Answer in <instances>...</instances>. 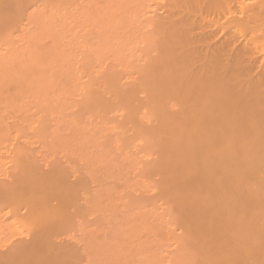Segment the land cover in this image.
Returning a JSON list of instances; mask_svg holds the SVG:
<instances>
[{"label": "bare ground", "instance_id": "bare-ground-1", "mask_svg": "<svg viewBox=\"0 0 264 264\" xmlns=\"http://www.w3.org/2000/svg\"><path fill=\"white\" fill-rule=\"evenodd\" d=\"M152 6H157V13L149 23L150 32L139 37L137 33L142 28L138 19ZM98 26L107 34L102 43L94 45L90 29ZM124 26L136 28L132 34L134 43H145L146 49H132L128 54L113 49L122 42H117L115 32ZM78 96L77 103L73 98ZM74 107L93 116L100 108L99 113L108 112L106 116L102 114L103 118L110 111L114 112H110L111 116L117 117L118 110L124 117L123 121L118 119L120 124L111 117L119 126L107 122H111L110 129L118 127L121 133L116 142L111 141L115 142L112 147L104 149L106 143L100 148L102 139L99 146L95 144L102 153L97 165L103 155L110 158L121 147L125 150L124 159L132 161V168H138L137 160L148 157L151 161L153 151L154 161L147 167L143 162L140 165L146 167L142 169L147 174L141 171L147 176L143 178L154 179V184L151 188L148 180L146 187L142 178V183L136 185L145 183L142 189L148 196L153 194L149 203L153 201L152 205H158L163 213L161 205H165L166 216L153 215L161 220L162 230H156L171 232L156 239L174 249L168 255L167 245H163L168 257H155L159 261L152 259L155 264H264V0H0V145L7 136L2 122L8 121L1 116L13 113L12 128L17 125L22 129L25 124L26 129L31 128L29 124L36 112L51 114ZM91 109L96 111L92 113ZM1 110L7 112L2 115ZM77 117L82 120L85 116ZM98 118L102 123L107 120L100 115ZM75 131L76 141L71 149L75 147L74 154L81 156L77 152L83 150L86 142L80 139L87 138L89 132ZM16 133V138L24 135L19 129ZM98 133L93 138L99 140ZM33 134L20 137L21 141L34 138ZM36 135L41 139L48 137L43 130ZM89 138L86 141L91 143ZM140 142L142 146L144 143L143 150ZM52 143V152L61 150L56 147L59 145L54 146L56 142ZM136 144L140 152L147 148L150 155L144 152L143 158L137 159L134 153L133 160L130 152ZM16 149L19 164L14 162L9 175L11 178L13 174L12 178L0 183V203L13 206L17 216L25 219L22 224L15 217L19 231L27 222L30 230L24 228L28 233L22 231L26 235L23 237L15 234L18 230L10 229L13 225L17 229L13 222L8 223V235L16 237L9 238L7 241L11 242L6 246L0 245V264L81 263L77 262V244L72 247V241L67 243L66 237L60 236L73 222L75 212L84 216L80 206H73L81 198L76 197L77 192L87 186V180L79 176L73 183L78 169L73 168L72 172L71 167H61V163L55 162L45 171L24 149ZM93 157L89 158L91 173L99 168ZM92 176L96 179L97 175ZM156 199L162 204H157ZM138 203L145 207L140 200ZM176 224L181 230L179 235L173 232ZM0 225L8 229L1 222ZM78 227L83 232L82 226ZM89 236L86 239L90 244L86 239L87 246L83 244L87 253L86 247L96 243L92 239L95 237ZM97 245L95 252L92 247L89 252L99 256L89 257L93 264H102L103 260L105 264L146 263L140 253H134L125 243L130 251L124 254ZM117 245L119 250L124 248ZM87 253L82 255L86 257Z\"/></svg>", "mask_w": 264, "mask_h": 264}, {"label": "rangeland", "instance_id": "rangeland-1", "mask_svg": "<svg viewBox=\"0 0 264 264\" xmlns=\"http://www.w3.org/2000/svg\"><path fill=\"white\" fill-rule=\"evenodd\" d=\"M157 8V6H152V7H149V8H147L146 9V11L139 17V19H138V22H139V24L141 25V32H139V33H137V35L140 37V35L142 36V34L143 35H145L147 32H150V29H149V23L151 22V20L156 16V9ZM98 28V29H97ZM96 29L95 28H91L90 29V39H93V40H91L92 42H94L95 44L94 45H96L97 43H102L103 42V37L107 34V32H105V31H103V29L102 28H100V26H98ZM127 28V29H126ZM135 30H136V28H132V29H130L129 27H123V28H121V29H118L116 32H115V34L118 36V41L117 42H121V43H116L114 46V48L113 49H115V50H117V52H119V53H121L122 52V50L125 52V53H127L128 54V52H134V51H143L144 49H146V47H147V44H145V43H134L135 41L133 40V38H132V34H135L136 32H135ZM133 32H135V33H133ZM96 34V35H95ZM123 39V40H122ZM117 45H119V46H117ZM123 46H125V47H130L129 48V50L128 49H125V48H123ZM133 49V50H132ZM121 50V51H120ZM132 50V51H131ZM125 53H123V54H125ZM136 53V52H135ZM135 53H133V55L135 54ZM136 55V54H135ZM130 59H133V57L132 58H130ZM132 62H134V60L132 61ZM143 62L141 61L140 62V64H142ZM83 96V95H82ZM77 99L79 98V96L78 97H76ZM76 98L74 97L73 98V101H75V102H77V101H80L79 99L78 100H76ZM75 99V100H74ZM80 99H82V98H80ZM78 103V102H77ZM100 108H97L96 110H97V112L99 113L100 112V110H99ZM87 110H89V109H87ZM92 110V109H91ZM95 109H93L92 110V113H93V111H94ZM95 110V111H96ZM102 110V109H101ZM4 110H1V112H3ZM115 111H117L118 112V114L116 115L117 117H114V116H111L110 115V112H109V116L107 117V118H103V116H102V114L104 115V116H106V115H108L107 113L108 112H106V114H105V112L103 111V113L101 114V113H99V115L103 118V119H107L106 120V122H104V120H102L104 123H102L101 122V120H100V118H98L99 117V115H98V113H97V115L96 114H94V116L92 115V114H90L91 112H89V113H86L85 111H81L82 113H80V111H79V109H78V107H74V108H71V109H60V110H56V111H54L53 113H37L36 112V115H35V119L32 121L33 123H34V125H33V123H31V124H29V125H31V128H34V129H32V132L33 133H35V136H37L36 134H38V131H41V130H43V132L46 134V135H48V137H46L45 139H41V138H36L35 136H33L34 138H32V139H29V138H26V140H27V142H25L26 140H24V142H22L21 140H22V138H20V137H31L32 135H34L32 132H31V128H29V127H26V129L24 128L25 127V124H23V127H22V129L25 131H23L21 128H20V126L19 127H17V125H16V127H15V129H13L12 127L13 126H15V125H12L11 124V122H13V120H12V118L15 116H13L11 113H9V114H11V116H12V118H10L11 116L9 115L8 116V113L6 114V116L5 115H3L4 113H6L5 111L2 113V115L3 116H1L2 117V119H3V121L5 120V119H8V121L5 123V121H4V123L2 122V127H3V124H5V128H6V131H5V133H6V135L8 136V137H10V138H8V140H7V136L5 137V139L7 140H3L1 143H3L2 145H0V146H2L0 149H1V151H0V183L1 182H3V181H8V179L10 178V174L12 173V166L13 165H16V164H19V162L17 163V160H18V158H16V154L14 153V151H15V149L18 147H20V148H22V149H24L25 150V152L26 153H29L30 155H31V157H30V159L32 158L33 159V161L35 162L36 161V164L37 165H39V166H41V167H43L44 166V169H45V171H46V168H49V167H51V166H53L54 164H55V162H56V164L57 163H61L60 165H63V166H61V167H66L67 169H69L70 167H71V169L70 170H72L73 168H75V169H78V171L76 172V174L75 173H73V174H75L76 176H74V175H72V176H74V177H72V182L73 183H75L74 181H75V179H76V181L77 180H79V176H80V178H83V179H86L87 180V186H89V187H83V189L82 190H80L79 192H77V196L76 197H80L81 196V198L80 199H78V202H76V206H75V204H74V206L73 207H77V206H80V207H78V208H80V210H78V212L80 211V213H82V215H84V216H80V215H78L76 212H75V214H74V217H73V222H71L70 223V225L69 226H67V228H66V230H67V232H66V230L65 229H63V231L61 232V236H60V239L61 238H65L66 237V241L68 240V242L67 243H69V242H71L70 243V245H72V247H73V245H75V244H77L75 247H77L76 249H78V251L77 252H79L80 251V255H79V258H78V261L77 262H83V264H93V263H91V262H93V261H89L88 259H89V257L91 256V258H92V255H93V258L95 259L96 257H99V256H97L95 253H90L89 254V252H91L92 250H94L93 252H95L96 251V245H97V243H98V245H97V247H100L101 246V244H103L102 246L103 247H105L107 250L109 249V248H111L112 249V251H115L114 253H116L117 251L118 252H122V254H124V253H126L129 249L131 250L132 249V251H134V253H140V255H141V258L143 259V260H146V263H145V261H143V263H145V264H153L154 262L153 261H155V262H159V261H157V259L155 258V257H158L159 258V256H160V258H161V254H162V258L164 257L165 259H167V257L165 256V253L166 252H164V249L162 250V247L163 248H165L163 245H165L166 243H164L163 245H162V243L159 241V239L162 237V235H164L165 233L163 232V231H161L162 230V228L160 227V226H162L161 225V220H160V222H159V219L160 218H158V216H156V215H158V214H161L160 216H162V210H160L158 207V205H155V206H157V207H155L154 206V204L152 205V203H153V201H152V203H149V201L151 200H149V197L151 198V197H153V194L151 195V196H148V194H146L145 193V191L142 189V185L143 186H145L144 184H140V183H142L140 180L144 177L142 174H144V173H141V171L143 170V172L145 171V173H146V170H144V169H142V168H146L147 167V165H150V163H152L153 161H154V158H155V156L153 155V151H151V149H150V147H148L150 150L149 151H151V161L150 160H148V157H145L146 158V160H148V162L147 161H144L145 160V158H143V156L145 155L144 154V152L146 153V152H148V150H147V148L146 149H144V151L143 152H140L141 150H143V148H144V143H143V146H142V142H140L141 143V145L140 146H142V148H141V150L139 151L138 150V148L140 147H137L138 145L136 144V148H133L132 150H131V148L132 147H134V144L136 143V142H134V144H133V146L130 148V150H131V152L130 151H128V152H130V155H132L133 156V160H136L135 159V154L137 155V159H138V157H140V159H144V160H142V161H139V159L137 160V163L138 162H140V164L143 162V164H144V166L146 165V167H143V165L141 166L139 163V167L138 168H136V166L135 167H133L132 168V165L130 164L132 161H127V160H129V159H124V149H123V151H122V149H121V147H119V148H117L116 150H114V153H116L117 152V150L118 149H121V151H119L118 150V152L114 155V153L112 154L113 156H111L110 158H112V160L110 159V161H112V162H110L109 161V159L108 158H105L104 157V155H103V161H100V163L97 165V163H96V161L98 162V160L99 159H101V155H102V153H100V151H98L97 149V147L101 144V146H99L100 148L102 147L103 148V146H102V144H106V143H108V144H106V146L107 147H105L104 149H106V148H108L109 146H111V145H113L116 141H117V136H119V133H121V132H119V128L117 127H113V128H115L114 130H112V129H110V124H111V122H112V126L114 125H116V126H119L118 124H116V123H113V122H115L116 121V119H114V121H113V117L114 118H117V120L119 119V120H121L122 119V121H123V119H124V117L121 115V113L118 111V110H115ZM86 113V115L84 114V113ZM95 113V112H94ZM112 113V112H111ZM78 114H80V117L82 118V116H85V117H83L82 118V120L79 118V117H77L78 116ZM113 115H114V112L112 113ZM115 114H116V112H115ZM50 115V116H49ZM95 115H96V117H95ZM8 116V117H7ZM37 116V117H36ZM4 117V118H3ZM19 117V116H18ZM111 119H110V118ZM119 117V118H118ZM34 117H32V119H33ZM101 118V119H102ZM110 120H109V119ZM9 119H11L10 121H9ZM98 120V121H97ZM99 120H100V123H99ZM119 120L118 121H116V122H118L119 124L122 122V121H120L119 122ZM108 121H111V122H109L110 124H107V122ZM21 123H25V122H22V121H20ZM19 122V123H20ZM9 123H10V125H12V126H10L9 125ZM75 123V124H74ZM106 123V124H105ZM9 125V126H8ZM108 125H109V128H108ZM111 126V127H112ZM121 126V125H120ZM30 129V132H31V134H30V132L28 131L29 129ZM127 128V127H126ZM4 129V128H3ZM19 129V131H20V135L22 134V133H24V135L22 134V136H20L19 137V135H18V137L19 138H16L15 136L17 135V133H16V130H18ZM81 129H83V131L82 132H84L85 133V131H87V132H89V135L87 136V138L84 136V138L83 139H80L81 141H84V142H86V143H84V145H83V147H82V151L81 150H78V152H77V154L78 153H82L81 154V156L79 155V156H77V155H75L74 154V151H73V149L75 148V147H73L72 149H71V147L72 146H74L73 144H75L74 143V141H76V136H75V133H74V131L76 130V131H78V130H81ZM36 131V132H34V131ZM112 130V131H111ZM116 130V131H115ZM75 131V132H76ZM102 131V132H101ZM118 131V132H117ZM121 131V130H120ZM29 134H27V133ZM86 132V133H87ZM92 132H94V133H92ZM99 132V133H98ZM132 132V131H131ZM130 132V133H131ZM25 133L27 134V135H25ZM92 133V134H91ZM97 133L99 134V136L100 137H98V139L99 140H97V138H95L96 136H98L97 135ZM129 132H128V134H130ZM133 133V132H132ZM131 133V134H132ZM134 134V133H133ZM133 134H132V136H133ZM31 135V136H30ZM86 135V134H85ZM95 135V137L93 138V136ZM82 136V137H83ZM81 137V136H80ZM88 137H90L89 139H90V141H91V143H88L87 141H86V139L88 140ZM20 139V140H19ZM101 139H102V143L100 142V144L98 143L99 141H101ZM51 140H53L52 142H56V144H54V146L55 145H59V146H56V147H58V150L59 149H61L60 151H57V152H55L54 150V152H52V150L51 149H53V148H51V144H53L52 142H51ZM55 140V141H54ZM96 140H97V142H96ZM116 140V141H115ZM138 140V139H137ZM89 141V140H88ZM110 141V142H109ZM111 141H115V142H112L113 144H111ZM139 141V140H138ZM105 142V143H104ZM145 142V141H144ZM51 143V144H50ZM61 144V145H60ZM95 144H98V146L97 145H95ZM21 146H24V147H21ZM146 147H147V145H145ZM27 149H26V148ZM55 147V148H56ZM67 147L69 148V149H67ZM112 147V146H111ZM114 147V146H113ZM17 148V149H18ZM99 148V149H100ZM17 149H16V151H17ZM70 149H71V151H70ZM78 149V148H77ZM57 150V149H56ZM64 150V151H63ZM67 150V151H66ZM129 150V149H128ZM147 150V151H146ZM32 151V152H31ZM73 151V154L71 153ZM104 151V150H103ZM116 151V152H115ZM139 151V152H138ZM106 152V151H105ZM100 153V154H99ZM135 153V154H134ZM144 155H143V154ZM13 154H14V156H13ZM34 154V155H33ZM103 154H104V152H103ZM148 156L150 155V152H148V153H146ZM94 156L93 158H95L96 160H94V162L96 163V165H97V167H99L98 169H94V170H97V172L95 171V173H91V170L89 171V168H91L92 167V163L91 162H89L90 160H89V158H90V156ZM140 155H142V156H140ZM33 156H36V159H35V157H33ZM13 157H14V159H13ZM154 157V158H153ZM16 158V159H15ZM31 159V160H32ZM38 159H41V160H39L38 161ZM130 159H131V157H130ZM92 161V160H91ZM16 164H15V163ZM41 162H43V163H49V164H45V165H43V163H41ZM147 163V164H146ZM52 164V165H51ZM48 165V166H47ZM95 166V165H94ZM69 167V168H68ZM13 168H14V166H13ZM16 168V167H15ZM136 168V169H135ZM17 171V170H16ZM14 172H15V169H14ZM72 172H73V170H72ZM72 172H70V173H72ZM93 172V171H92ZM148 172V171H147ZM16 173V172H15ZM97 173V174H96ZM147 174V173H146ZM146 174H144V175H146ZM13 175V174H12ZM12 175H11V178H12ZM92 175H94V176H96V179H98V181L92 176ZM89 176H91L92 177V179L93 180H89L90 179V177ZM142 176V177H141ZM147 177V176H146ZM146 177H144V178H146ZM10 178V179H11ZM89 178V179H88ZM143 178V179H144ZM9 179V180H10ZM150 181V183L149 182H147V181ZM148 180L146 181L145 179H144V181H146V187H149V185L147 184V183H149L150 184V186H151V188H152V186H153V184H154V179L152 180V178L151 179H149V177H148ZM80 181H82L81 179H80ZM143 181V182H144ZM82 182H85V181H82ZM88 182H89V184H88ZM138 182H140L139 183V185L137 186L136 184ZM85 184V183H84ZM126 184L128 185V187L126 186ZM133 184V186L130 188V186ZM137 187V188H134L135 186ZM148 185V186H147ZM82 186H84V185H82ZM141 188H140V187ZM82 188V187H81ZM80 188V189H81ZM140 188V189H139ZM150 188V189H151ZM86 189V190H85ZM79 190V189H78ZM142 190V191H141ZM154 190V189H153ZM152 189H151V191H153ZM149 192H150V190H149ZM145 193V194H144ZM152 193H155L154 194V197H156V192H155V190L152 192ZM99 194H101L100 196L101 197H99L98 195ZM151 194V193H150ZM94 195H97L99 198H96L97 196H94ZM131 195H133V196H135V198L133 197V196H131ZM145 195V196H144ZM130 197L129 199H131V200H129V199H127V197ZM146 197H147V202L145 201L146 200ZM101 198V199H100ZM134 198V199H133ZM82 199V200H81ZM100 199V200H99ZM91 200V201H90ZM101 200H102V202H101ZM127 200H128V202H127ZM133 200H137V201H133ZM140 200V203H141V205L142 204H144V206L145 207H143V205L142 206H140V204L138 203V201ZM142 200V201H141ZM77 201V200H76ZM88 201H89V203H90V205H92V206H90V207H88L87 205H89V203H88ZM129 201H131V203L129 202ZM136 202V203H135ZM151 202V201H150ZM158 202V203H157ZM160 202L161 201H157V199H156V203L157 204H159V205H161L162 204V202H161V204H160ZM78 203H80L79 205H78ZM100 203H102L103 204V206H102V204L100 205ZM134 203V204H133ZM138 203V204H137ZM147 203V204H146ZM154 203H155V200H154ZM98 204V205H97ZM132 204V205H131ZM135 204H137V205H135ZM146 204V205H145ZM0 205H1V207L3 206V210L0 212V213H2V217H1V215H0V217H1V219H0V222L2 223V225L3 226H5V227H7L8 229L6 230L5 228H3V227H0V229H1V231H0V241L1 242H3V243H0V245H7V244H9L10 242H8L7 240H10V239H14L15 237H13L14 236V234L12 235H8L9 233H8V230L9 231H11L10 229H12V231L13 230H15V231H17L18 229H19V227L17 226L18 224H15V223H17L16 222V218L15 217H17V220L18 219H20V221H23L22 222V224H24V221H25V219H23V218H20L19 216H17V214L15 213V208L13 207V206H11V205H6L5 203H4V205H3V202L2 203H0ZM84 205V206H83ZM94 205V206H93ZM132 206V208H131V206ZM85 206H86V208H85ZM97 206H99L98 208H97ZM100 206L102 207V209L103 210H101V208H100ZM137 206V207H136ZM152 206H154V207H152ZM162 207H164V213H163V215L166 213V210H165V205L163 206V205H161ZM133 207H136V209L135 208H133ZM151 207V208H150ZM75 208H74V210H75ZM100 208V210H97V209H99ZM156 208V209H155ZM161 208V207H160ZM166 208H167V205H166ZM86 209V210H85ZM90 209V210H89ZM150 209V210H149ZM83 210V211H82ZM84 210H85V212H84ZM92 210H94V211H92ZM158 210H160L161 211V213H159L160 211H158ZM72 211H73V209H72ZM87 211V212H86ZM150 211V212H149ZM155 211V212H154ZM116 212V213H115ZM167 212H168V209H167ZM79 213V214H80ZM157 213V214H156ZM117 214V215H116ZM154 214H156L155 216H153ZM121 216V217H120ZM164 216H166V214L164 215ZM119 218V219H118ZM122 218V219H121ZM124 218V219H123ZM22 219V220H21ZM125 219H126V221H125ZM162 219V218H161ZM118 220H121V221H119V223H118ZM19 221V220H18ZM19 221V222H20ZM6 222H7V224H6ZM11 222H15L14 224L17 226V229L16 228H14V225H13V227L12 228H10L9 227V225H8V223L10 224ZM27 222V221H26ZM25 222V223H26ZM125 222H126V224H125ZM130 222L131 223H133L134 224V227H132V225L133 224H130ZM158 222V223H157ZM78 225L81 227L82 226V229H83V232L82 231H80L79 229V227H78ZM127 225V226H126ZM137 225V226H136ZM1 226V225H0ZM131 226V227H130ZM151 226V227H150ZM153 226H154V228H153ZM29 227V228H28ZM78 227V228H77ZM156 227L157 228H161V232H163V233H161L160 231H158L159 229H157L156 230ZM172 228H173V226H171ZM176 227L178 228V231H176V229L175 230H173V232L175 231V233L177 234V235H179V234H181V230H180V228H179V226H178V224H176ZM2 228H3V231H2ZM10 228V229H9ZM24 228H25V230L27 231H29L30 230V226H29V223L27 222V225L25 226V227H23V228H20V231L18 230V232H16L15 234H21V236H26L27 235V233H25L24 232ZM132 228H134V229H132ZM140 228V229H139ZM7 231V232H5V230ZM71 229L73 230V231H71ZM77 229H78V231H77ZM124 229H127V230H124ZM163 229H164V227H163ZM169 228H167V230H168ZM171 229V228H170ZM85 230V231H84ZM95 230V231H94ZM140 230V231H139ZM154 230H156V231H154ZM165 230V229H164ZM172 230V229H171ZM22 231L26 234H22ZM69 231H71V233H69ZM114 231V232H113ZM137 231L139 232V233H137ZM170 231V230H169ZM169 231H167L168 233H169ZM14 232V231H13ZM66 232V233H65ZM76 232V233H75ZM112 232V233H111ZM116 232V233H115ZM152 232H153V234H152ZM157 234H156V233ZM171 232V231H170ZM172 232V233H173ZM179 232V233H178ZM115 233V234H114ZM129 233V234H128ZM132 233V234H131ZM168 233H166V234H168ZM174 233V234H175ZM67 234V235H66ZM111 234V235H110ZM160 234H161V236H160ZM7 235V236H6ZM69 235V236H68ZM70 235H72V236H70ZM90 235V236H89ZM128 235H130L129 236V238H131V242H130V239L128 238ZM131 235H132V237H131ZM177 235H176V237H177ZM23 236V237H24ZM87 236H89L88 238H92V237H95V238H92V239H94L95 241H96V243L95 242H93V240H92V242H93V246H91L90 245V247L88 248V247H86V249H88L89 251H88V253H87V251L85 250V246L84 245H86V244H84V243H86L87 241H89V244H90V240L88 239H86V237ZM92 236V237H91ZM121 236H122V238L124 239H122L121 238ZM135 236V237H134ZM155 236H157V237H155ZM165 236H167V235H165ZM164 236V237H165ZM74 238L75 237V240H73L72 238ZM117 237V238H116ZM127 237V238H126ZM134 237V238H133ZM159 237V239H156V238H158ZM8 238V239H7ZM10 238V239H9ZM69 238H71V240L69 241ZM153 238H154V240H153ZM178 238V237H177ZM180 238V237H179ZM87 241H86V240ZM107 239V240H106ZM127 239H129V240H127ZM152 239V240H151ZM164 239V238H163ZM162 239V240H163ZM111 240H113V241H111ZM115 240H117L116 242H115ZM118 240H120V241H118ZM121 240H123L124 241V243L125 244H127L126 246L129 248H127L125 245H124V243H123V241H121ZM127 240V241H126ZM135 240V241H134ZM86 241V242H85ZM102 241H103V243H102ZM105 241V242H104ZM112 244H110L109 242ZM152 241H154V243L152 242ZM156 241V242H155ZM167 241V240H166ZM107 242V244H105ZM127 242H130V244L132 243L133 245H130L129 243H127ZM150 244H149V243ZM159 242H160V244H159ZM164 242H165V240H164ZM72 243H74V244H72ZM135 243V244H134ZM153 243V244H152ZM158 243V244H157ZM84 244V245H83ZM105 244V245H104ZM117 244H119V247H122V246H124V248L122 247V248H120V250H119V248L117 247L118 245ZM123 244V245H122ZM140 244H141V246H140ZM168 244V243H167ZM166 244V245H167ZM5 245V246H6ZM100 245V246H99ZM111 245V246H110ZM114 245V246H113ZM121 245V246H120ZM129 245L130 246H133V247H129ZM139 247H138V246ZM145 245H146V247H145ZM149 245V246H148ZM157 245L159 246V245H162L161 246V248H160V246H159V249H158V247H157ZM171 244H169V246H170ZM79 246V247H78ZM87 246V245H86ZM148 246V247H147ZM151 246V247H150ZM154 246V247H153ZM168 245H167V249H168V255L170 254V255H172V253L174 252V249H173V247H169ZM1 248H2V246H0ZM74 247V248H75ZM91 247L93 248L91 251H90V249H91ZM157 247V248H156ZM169 247V248H168ZM4 248V247H3ZM105 248H100V249H105ZM146 248V249H145ZM154 248V249H153ZM166 248H165V250H166ZM171 248V249H170ZM83 250V252L81 251V250ZM114 249V250H113ZM122 249V250H121ZM139 249V250H138ZM151 249V250H150ZM85 250V251H84ZM110 250V249H109ZM129 250V251H130ZM141 250V251H140ZM149 250V251H148ZM177 250V249H176ZM154 251V252H153ZM145 252V253H144ZM153 252V253H152ZM157 252V255L160 253V255H156L155 253ZM164 252V253H163ZM85 253H87V254H89V255H87L86 257H84L86 254ZM166 253V254H167ZM82 254H84V256L82 255ZM145 254V256H143ZM156 256H155V255ZM104 256V255H103ZM101 258V257H100ZM146 258V259H145ZM148 258V259H147ZM160 258L158 259V260H160ZM161 258V259H162ZM98 259V258H97ZM102 259V258H101ZM100 259V260H101ZM152 259H154L153 261H152ZM99 260V262L101 263V261ZM148 260V261H147ZM76 262V263H77ZM106 262V261H105ZM150 262H152V263H150ZM81 263H79V264H81ZM96 263H97V260H96ZM102 264H105L104 263V260L102 261ZM155 264V263H154Z\"/></svg>", "mask_w": 264, "mask_h": 264}]
</instances>
